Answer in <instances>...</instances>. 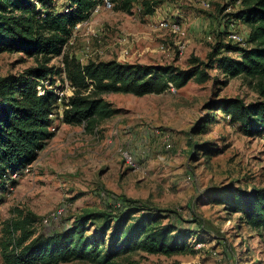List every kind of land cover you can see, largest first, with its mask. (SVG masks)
<instances>
[{
    "label": "rangeland",
    "instance_id": "1",
    "mask_svg": "<svg viewBox=\"0 0 264 264\" xmlns=\"http://www.w3.org/2000/svg\"><path fill=\"white\" fill-rule=\"evenodd\" d=\"M203 1L161 0L148 14L141 3L126 12L116 0L113 9L76 27L64 50L81 63L117 59L188 68L194 58L206 60L218 42H231L230 31L247 38L250 30L234 15L239 3L205 0L210 2L206 7ZM56 3L57 10L68 5L67 0ZM161 19L178 20L186 28L183 52L178 44L182 39L157 26ZM36 64L33 57L1 53L0 76ZM50 65L62 67L63 57L53 58ZM211 75L205 83L191 80L159 95L107 94L120 112L95 132L64 123L61 113L55 115L56 135L28 169L12 175L14 181L0 191V264H6L1 242L15 209L34 215L31 224L37 236L71 224L85 209H105L117 196L177 210L178 225L193 231L188 245L196 252L167 256L138 250L119 258L118 264H264V231L251 228L239 213L219 203L220 193L230 185L264 187V136L247 137L228 119L208 133H191L208 112L205 106L210 100L240 96L251 102L259 99V93L243 77L223 84L226 77L219 70H211ZM57 80L70 93L67 82ZM206 143L218 152L205 153L200 147ZM123 151L132 154L135 166L126 162ZM56 210H62L61 220L46 225L44 219Z\"/></svg>",
    "mask_w": 264,
    "mask_h": 264
},
{
    "label": "trees",
    "instance_id": "2",
    "mask_svg": "<svg viewBox=\"0 0 264 264\" xmlns=\"http://www.w3.org/2000/svg\"><path fill=\"white\" fill-rule=\"evenodd\" d=\"M67 1L65 9L57 10L56 0H0V54L20 53L37 62L22 72L0 76V191L14 181L12 175L33 163L46 142L56 135L53 128L54 116L59 115L58 95L45 87L44 81H64L63 75L73 87V95L63 109L62 120L70 125L81 124L89 132H95L100 123L120 112L106 99L107 94L159 95L172 88L181 89L191 80L205 83L212 79L214 69L226 77L223 84L243 77L255 85L259 99L247 102L231 96L210 100L205 106L208 112L191 133H208L212 126L228 119L247 137L264 136V0H231L241 5L235 17L250 28L247 46L220 41L206 60L194 58L188 68L117 59L81 63L64 48L76 25L88 19L101 0ZM137 3L152 14L161 0H120L118 8L129 12ZM58 56L63 57V66L50 65ZM207 144L199 147L212 153ZM219 196V203L239 213L243 222L264 231V187L230 185ZM14 213L1 242L6 264L77 260L118 264L119 258L138 250L167 256L196 253L188 245L193 231L178 225L176 220L181 216L177 210L157 208L126 196H117L105 209H85L71 224L37 236L31 224L34 215L20 209Z\"/></svg>",
    "mask_w": 264,
    "mask_h": 264
},
{
    "label": "built area",
    "instance_id": "3",
    "mask_svg": "<svg viewBox=\"0 0 264 264\" xmlns=\"http://www.w3.org/2000/svg\"><path fill=\"white\" fill-rule=\"evenodd\" d=\"M114 5H115V1L114 0H101L94 7L93 11L91 12L90 17L88 19H86L85 21L77 24L76 27H78V26L80 27L83 24H88L93 16H95L96 14H99V13L105 11V10L113 9ZM203 5L206 6V7H210V2L204 0L203 1ZM157 26L160 29L170 31L171 33H173V34L177 35L179 38H181L182 40L178 42L179 49H180L181 52L184 51L185 46H186V42H184L183 40L185 39V37L187 35V32H186V28L182 25V23H180V21H178V20H170V19H161L157 23ZM228 38L232 42L238 43L241 46H244L247 43L246 42L247 38L244 35H242L239 32H237V31H230L229 34H228ZM66 82H67V86H69V88H70V93H66L65 85L59 84L57 79H56L55 82H52L49 79L44 81L45 87H47L48 89L54 90L55 93L58 95V103L60 105L59 106V113H61V117H63V109H64V107H67L66 104L69 102V98L73 95V87L70 85L69 81L66 78H64V83H66ZM41 93H44L43 88H41ZM55 127L53 128V130H55ZM122 154H123L126 162L129 165L135 166V160H134V157L132 156V154H130L128 151H123ZM27 169H28V166L24 170H27ZM17 174L18 173H15L14 175L16 176ZM61 216H62V210H56V211L52 212L47 218H45L44 222H45V224H48V223H50L53 220L60 219ZM198 245H200V244H198Z\"/></svg>",
    "mask_w": 264,
    "mask_h": 264
},
{
    "label": "crops",
    "instance_id": "4",
    "mask_svg": "<svg viewBox=\"0 0 264 264\" xmlns=\"http://www.w3.org/2000/svg\"><path fill=\"white\" fill-rule=\"evenodd\" d=\"M154 95H156V94H154Z\"/></svg>",
    "mask_w": 264,
    "mask_h": 264
}]
</instances>
